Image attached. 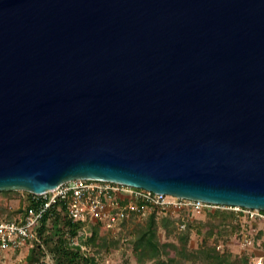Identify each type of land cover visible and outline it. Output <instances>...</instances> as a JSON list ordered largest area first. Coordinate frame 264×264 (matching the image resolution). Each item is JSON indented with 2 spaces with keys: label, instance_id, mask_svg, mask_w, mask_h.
Listing matches in <instances>:
<instances>
[{
  "label": "water",
  "instance_id": "obj_1",
  "mask_svg": "<svg viewBox=\"0 0 264 264\" xmlns=\"http://www.w3.org/2000/svg\"><path fill=\"white\" fill-rule=\"evenodd\" d=\"M77 179L264 211V0H0V192Z\"/></svg>",
  "mask_w": 264,
  "mask_h": 264
},
{
  "label": "built area",
  "instance_id": "obj_2",
  "mask_svg": "<svg viewBox=\"0 0 264 264\" xmlns=\"http://www.w3.org/2000/svg\"><path fill=\"white\" fill-rule=\"evenodd\" d=\"M33 198L38 201L37 206L27 208L23 215L18 214L13 220L0 217V255L22 248L27 251L34 243L38 244L35 227L49 209L61 203L65 204L66 215L71 222L84 224L78 236L86 235L88 224L114 229L130 218L144 219L151 209L164 212L167 209L186 208L198 213L204 208H226L240 211L248 219H264L258 210L208 204L102 180H71L40 195H33ZM183 228L184 224L180 225V229ZM243 239L248 242L246 236ZM69 241L72 245L77 244L76 238ZM81 248L85 249L84 246ZM252 264H264L263 257H255Z\"/></svg>",
  "mask_w": 264,
  "mask_h": 264
},
{
  "label": "trees",
  "instance_id": "obj_3",
  "mask_svg": "<svg viewBox=\"0 0 264 264\" xmlns=\"http://www.w3.org/2000/svg\"><path fill=\"white\" fill-rule=\"evenodd\" d=\"M15 192L17 191H1L0 194L9 195ZM24 193L26 194L25 202L19 210L12 211L13 213L19 212L18 214L23 215L27 208L37 206L38 201L34 200L33 194ZM6 212L8 213V211ZM200 212L196 213L186 208L167 209L164 212L151 209L144 219L134 217L137 221L145 222V225L139 230L134 243L138 249L139 259L143 262H151V264L158 263L156 219H160L161 224L164 226L171 223L178 231L185 232L189 230L192 215ZM260 213L264 215V211H260ZM204 215L209 220H217L220 223L227 222L231 225L232 230H240L239 232H242V218L247 219L242 212L226 208H215L206 211ZM1 218L3 220H13L15 217ZM126 221H122L114 229H105L95 223L88 224L86 225V235L78 236L79 230L84 224L71 222L67 218L65 204H58L49 209L35 227L34 232L39 239V243H34L27 250L22 264H98L97 253L93 250V244L99 241L100 247L106 251L108 239L113 238L115 231L120 229ZM182 224H184V228L180 229ZM262 225L264 229V222ZM100 231L104 233L101 234ZM70 238H76L77 244H70ZM81 246H84L85 249H82ZM171 247L176 249L173 244ZM200 247V253L204 258L203 264H247L246 257L232 260L228 252L221 253L217 249V244L208 247L206 239H201ZM178 254L180 255L181 253ZM169 261L173 262L174 259H169Z\"/></svg>",
  "mask_w": 264,
  "mask_h": 264
},
{
  "label": "rangeland",
  "instance_id": "obj_4",
  "mask_svg": "<svg viewBox=\"0 0 264 264\" xmlns=\"http://www.w3.org/2000/svg\"><path fill=\"white\" fill-rule=\"evenodd\" d=\"M26 194L17 191L9 195L0 194V217L14 218L17 211L25 202ZM213 208H204L199 214L192 215V222L188 231L180 232L171 223L167 226L156 219L158 236V263L157 264H203L204 258L200 253L201 239L207 240V245L217 244V249L228 252L231 259L247 258V264H252L253 259L258 256L264 261V229L263 220L259 218H242V232L232 230L227 222L220 223L217 220H209L205 212ZM8 211V213L6 211ZM145 222L130 218L115 231L113 238H109L106 251L96 241L93 250L97 253L98 264H151L143 262L138 257V249L134 243L139 230ZM101 234L104 233L100 231ZM243 236L247 237L245 242ZM176 249H172L171 245ZM92 251V250H91ZM27 251L22 248L17 252H9L0 255V264H22ZM178 253H181L180 255ZM174 259L170 262L169 259ZM236 263V262H235Z\"/></svg>",
  "mask_w": 264,
  "mask_h": 264
}]
</instances>
